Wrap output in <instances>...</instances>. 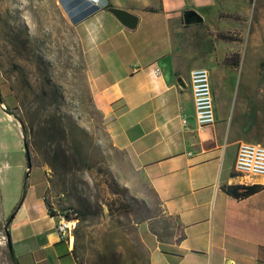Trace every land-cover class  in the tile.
Listing matches in <instances>:
<instances>
[{"label":"crops","instance_id":"1","mask_svg":"<svg viewBox=\"0 0 264 264\" xmlns=\"http://www.w3.org/2000/svg\"><path fill=\"white\" fill-rule=\"evenodd\" d=\"M91 4L97 6L96 12L73 25L94 103L106 120L113 145L128 153L157 197L162 214L173 220L168 227L153 222L157 217L138 224L149 250L148 263L264 264V189L242 199L225 190L228 185L264 180L247 181L249 177L236 171L241 140L232 132L231 115L216 111L215 124L199 126L190 86L191 70L202 66L211 69L212 77L218 73L222 87H231L237 66L226 60L237 47L219 41L216 58L215 49L208 50L206 43L195 46L189 40L190 30L203 23H184L185 11L193 9L210 30H231L236 25L228 20H236L235 14L253 18L250 2L100 0ZM115 9L132 13L137 23L123 22ZM3 113L7 116L0 119L17 124L24 138L15 118ZM8 166L0 159L1 204V186L6 183L2 171ZM31 173L26 196L8 227L14 257L19 264H83L76 239L61 238L56 230L58 212H51L46 200L48 179L37 188L30 182ZM152 223L163 239L152 231Z\"/></svg>","mask_w":264,"mask_h":264},{"label":"rangeland","instance_id":"2","mask_svg":"<svg viewBox=\"0 0 264 264\" xmlns=\"http://www.w3.org/2000/svg\"><path fill=\"white\" fill-rule=\"evenodd\" d=\"M248 1L253 18L239 12L228 20L236 26L224 30L238 38L227 57L239 62L234 83L222 87L217 72L211 83L215 109L231 115L233 134L264 145V0ZM202 23L190 30L189 40L206 43L218 58L222 39ZM0 93V117L7 116L4 110L24 130L22 138L17 124L0 119V159L9 164L2 171L0 264H12L5 221L19 203L29 163L33 186L41 188L45 178L50 183L51 212L74 208L86 214L74 232L83 264H148L138 224L150 216L159 227L173 220L162 214L128 153L113 145L91 102L80 41L59 0H0Z\"/></svg>","mask_w":264,"mask_h":264},{"label":"built area","instance_id":"3","mask_svg":"<svg viewBox=\"0 0 264 264\" xmlns=\"http://www.w3.org/2000/svg\"><path fill=\"white\" fill-rule=\"evenodd\" d=\"M90 1L98 3L100 0ZM160 71V68L155 69V74L159 75ZM190 86L199 126L204 128L215 124L217 115L210 70L202 66L192 69ZM235 169L238 174L249 178L264 177V145L241 141L238 147ZM57 218L56 230L60 237L71 240L79 223V212L74 208H68L62 213H58Z\"/></svg>","mask_w":264,"mask_h":264},{"label":"trees","instance_id":"4","mask_svg":"<svg viewBox=\"0 0 264 264\" xmlns=\"http://www.w3.org/2000/svg\"><path fill=\"white\" fill-rule=\"evenodd\" d=\"M59 1H60V4L62 5V7L64 8V10L67 12L68 17L70 18V20L73 24H77L80 21L84 20L85 18L93 15L97 10V6L92 5V4L90 5V1H88V0H59ZM109 7H112V5L109 4ZM216 36L219 39L229 41V42L238 41V38L236 37V35L232 34L231 31L219 30V31H217ZM226 62L233 65V66L239 65L238 59L234 60L233 57H229L226 60ZM1 98H2V96L0 93V102H1ZM91 102L94 104L93 98L91 99ZM9 113H11V112H9ZM22 131L24 134L23 126H22ZM28 172H27V174H28ZM28 186H29V176L26 175L25 179H24V183H23V193L21 195L19 203L16 206V208L14 209V211L12 212V214L9 215L5 221L7 237H9V235H10V233L8 231V227L10 226L12 220L14 219V217L18 211V209L20 208L21 204L23 203V200L26 196ZM263 189H264V183H258V182L251 183V184L228 185L225 187V190L228 194H230V195H232L238 199L249 197V196H251V195H253V194H255V193H257ZM78 212H79V221H80V218L86 217L85 213L80 212V211H78ZM153 217L154 216H150L149 219L153 218ZM151 229L160 239H163L161 231L159 230V228L156 226L155 223L151 224ZM137 239L139 240V242L141 244V247L144 251V255H146L148 260H149V250L147 249L145 244L142 242L139 234H137ZM7 244H8V248H9V252H8L9 259L11 260L12 264H19V262L14 257L13 247L10 248L9 241L7 242Z\"/></svg>","mask_w":264,"mask_h":264},{"label":"water","instance_id":"5","mask_svg":"<svg viewBox=\"0 0 264 264\" xmlns=\"http://www.w3.org/2000/svg\"><path fill=\"white\" fill-rule=\"evenodd\" d=\"M114 11L123 22H127V23H130L132 25H135L137 23L138 19L132 13L125 11V10H122V9H115ZM203 21H204L203 16L196 10H193V9L187 10L184 13V23L186 25L199 24V23H202ZM0 103H2V98H1ZM26 147H27V145H26ZM30 169H31V163H29V167H28V171H29L27 174L28 176L30 175ZM8 241L10 244V248H12V240H11L10 235L8 237Z\"/></svg>","mask_w":264,"mask_h":264},{"label":"bare ground","instance_id":"6","mask_svg":"<svg viewBox=\"0 0 264 264\" xmlns=\"http://www.w3.org/2000/svg\"><path fill=\"white\" fill-rule=\"evenodd\" d=\"M252 179H253V178H249V179H247V181H251ZM261 179L264 180V177H262ZM74 239H75V238L72 237V238H71V241L74 242Z\"/></svg>","mask_w":264,"mask_h":264}]
</instances>
